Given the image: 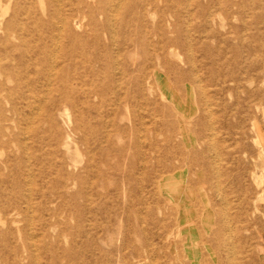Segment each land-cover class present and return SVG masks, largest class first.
Here are the masks:
<instances>
[{
    "label": "rangeland",
    "instance_id": "374dc122",
    "mask_svg": "<svg viewBox=\"0 0 264 264\" xmlns=\"http://www.w3.org/2000/svg\"><path fill=\"white\" fill-rule=\"evenodd\" d=\"M207 248L264 264V0H0V264Z\"/></svg>",
    "mask_w": 264,
    "mask_h": 264
},
{
    "label": "bare ground",
    "instance_id": "6f19581e",
    "mask_svg": "<svg viewBox=\"0 0 264 264\" xmlns=\"http://www.w3.org/2000/svg\"><path fill=\"white\" fill-rule=\"evenodd\" d=\"M55 1V0H54ZM118 1H122L123 2V0H118ZM60 3V2H59ZM61 5V4H60ZM118 7H120V5L118 6ZM116 11V10H115ZM113 12V11H112ZM116 13V12H115ZM114 16V15H113ZM84 20V19H83ZM60 27H61V25L60 24H58ZM112 26V25H111ZM114 27V26H113ZM59 28V27H58ZM86 30V29H85ZM112 32V31H111ZM83 33V32H82ZM81 33V34H82ZM58 34V33H57ZM61 34V33H60ZM112 34V33H111ZM115 34H116V32H115ZM115 34H114V36H115ZM113 35V34H112ZM59 39V38H58ZM115 41V40H114ZM57 45V44H56ZM55 49H57V48H55ZM57 53V52H56ZM54 56H55V54H54ZM53 64V63H52ZM49 75V74H48ZM49 77H51V76H49ZM196 82V81H195ZM51 85V84H50ZM48 89V88H47ZM201 89V88H200ZM204 91V90H203ZM205 95V94H204ZM39 101V100H38ZM41 102V101H40ZM41 107V106H40ZM208 107V106H207ZM35 109V108H34ZM39 110V109H38ZM35 113V112H34ZM38 113V112H37ZM210 119V118H209ZM253 125V124H252ZM155 127V126H154ZM210 129H211V127H210ZM214 129V128H213ZM254 129V128H253ZM214 135V134H213ZM204 138H205V136H204V134L202 133V132H200V133H197L196 134V136L194 137V140H204ZM214 140V139H213ZM105 141V140H104ZM25 142V141H24ZM254 142V141H253ZM142 145V144H141ZM211 155H213V154H211ZM217 156V155H216ZM215 156V157H216ZM218 158V157H217ZM29 159V158H28ZM214 159V163H215V158H213ZM216 165H218V163L216 164ZM217 171V170H216ZM218 174V173H217ZM216 174V175H217ZM219 177V176H218ZM218 188V187H217ZM211 211V210H210ZM217 217V216H216ZM226 218V217H225ZM228 218H229V216H228ZM174 219V218H173ZM173 221V220H172ZM226 221V220H225ZM228 223V222H227ZM188 225H189V220H187V219H185L184 220V222H183V224H182V226L181 227H184V226H187L188 227ZM232 227V226H231ZM180 228V227H179ZM231 229V228H230ZM229 230V229H228ZM233 232V231H232ZM177 233V232H176ZM29 234V233H28ZM231 236V235H230ZM231 238V237H230ZM190 239V244H189V246H191L192 248H194V251L196 252V246H195V244H194V242L191 240V238H189ZM230 241V240H229ZM230 243H232V242H230ZM232 247V246H231ZM208 249V251L210 250V252H211V255H212V258L214 259V262H209L206 258L205 259H201V264H225L224 262L225 261H223V259H222V256H220V254L218 253V252H214L213 250H211L210 248H207ZM222 249V248H221ZM220 249V250H221ZM194 252V253H195ZM227 252V249L225 250V253ZM229 252V251H228ZM232 252V251H231ZM231 252H229V253H231ZM233 253V252H232ZM196 255V254H195ZM231 255V254H230ZM229 254L227 255V253H226V257H228V256H230ZM204 256L205 255H202V258H204ZM150 258V257H149ZM155 258V257H154ZM233 259V258H232ZM229 259L227 258V261H226V264H231L229 261H228ZM209 262V263H208ZM233 262V261H232ZM185 264V263H184Z\"/></svg>",
    "mask_w": 264,
    "mask_h": 264
}]
</instances>
